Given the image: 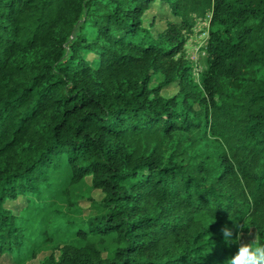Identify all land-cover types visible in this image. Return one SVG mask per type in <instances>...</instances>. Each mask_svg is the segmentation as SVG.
<instances>
[{
    "label": "trees",
    "instance_id": "16d2710c",
    "mask_svg": "<svg viewBox=\"0 0 264 264\" xmlns=\"http://www.w3.org/2000/svg\"><path fill=\"white\" fill-rule=\"evenodd\" d=\"M224 228L264 244V0H0V255L42 238L37 264H227Z\"/></svg>",
    "mask_w": 264,
    "mask_h": 264
},
{
    "label": "rangeland",
    "instance_id": "374dc122",
    "mask_svg": "<svg viewBox=\"0 0 264 264\" xmlns=\"http://www.w3.org/2000/svg\"><path fill=\"white\" fill-rule=\"evenodd\" d=\"M170 13L168 12L167 8L164 6H161L159 2H155L154 5L150 7V9L146 12V25L150 24L151 21H153V24L151 26V29L154 33H157L161 31L165 25L166 20L170 19ZM208 22L205 21H199L197 25L194 28V33L191 35L187 46H186V53L188 58L193 62L194 70H193V76L195 80L198 82L200 80V77L202 73L206 70L207 64H206V52L204 50V47L206 45V40L208 37ZM163 80V76L161 74H157L152 79L151 86H156L160 81ZM178 90V85L176 83L171 84L170 86L163 89L162 93L166 96H171L174 93H176ZM90 194L93 198L100 199L102 197V192L100 190H93L90 192L89 186L86 184H83L79 187H76L74 190V194H72L73 201H79L83 196H86L87 194ZM25 200L20 198L15 201L8 202L7 205L10 206L12 209H14L15 212H18L25 206ZM77 204V203H76ZM61 205V211H66V204ZM90 201L88 199H83L79 201V205L77 204V207H82L84 216L89 212L90 209ZM95 209L91 210L92 212ZM74 215V214H70ZM41 226L38 224H33L32 230L35 233H38ZM36 236V235H35ZM39 236V233L37 234ZM41 238V237H39ZM256 240V231L255 229H249L245 232H240L239 234V243L240 244H249V247L251 246L252 242ZM42 238L38 240V245L41 244V248L43 251H41L37 258L28 260L24 264H37L40 259H42L44 256L48 255L50 253V246L48 245H42ZM40 248V249H41ZM0 264H17L15 260L9 255L4 254L0 255Z\"/></svg>",
    "mask_w": 264,
    "mask_h": 264
},
{
    "label": "clouds",
    "instance_id": "9594fccd",
    "mask_svg": "<svg viewBox=\"0 0 264 264\" xmlns=\"http://www.w3.org/2000/svg\"><path fill=\"white\" fill-rule=\"evenodd\" d=\"M223 234L228 242L239 240V236H233L232 230L229 228H224ZM227 264H264V244L256 247L240 244L238 251L228 259Z\"/></svg>",
    "mask_w": 264,
    "mask_h": 264
}]
</instances>
